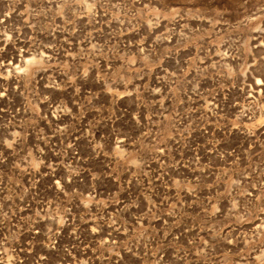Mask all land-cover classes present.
I'll return each mask as SVG.
<instances>
[{"label": "rangeland", "instance_id": "374dc122", "mask_svg": "<svg viewBox=\"0 0 264 264\" xmlns=\"http://www.w3.org/2000/svg\"><path fill=\"white\" fill-rule=\"evenodd\" d=\"M0 264H264V0H0Z\"/></svg>", "mask_w": 264, "mask_h": 264}, {"label": "bare ground", "instance_id": "6f19581e", "mask_svg": "<svg viewBox=\"0 0 264 264\" xmlns=\"http://www.w3.org/2000/svg\"><path fill=\"white\" fill-rule=\"evenodd\" d=\"M16 69H14V72H17V70L15 71Z\"/></svg>", "mask_w": 264, "mask_h": 264}]
</instances>
